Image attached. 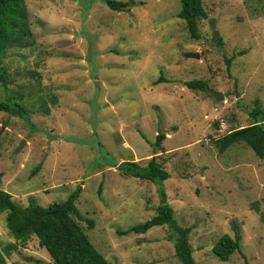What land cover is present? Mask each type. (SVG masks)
Instances as JSON below:
<instances>
[{"label": "rangeland", "instance_id": "374dc122", "mask_svg": "<svg viewBox=\"0 0 264 264\" xmlns=\"http://www.w3.org/2000/svg\"><path fill=\"white\" fill-rule=\"evenodd\" d=\"M106 1L25 0L30 33L0 57V104L24 110L0 111V189L47 208L80 186L84 219H74L110 264H182L168 225L119 234L157 215L160 188L192 229L196 264H264V159L215 144L254 123L256 102L264 110V0H202L198 39L177 17L180 0H117L129 5L121 12ZM161 74L168 82L155 85ZM193 80L224 100L189 89ZM161 124L162 151L152 146ZM153 157L170 173L162 184L118 169ZM234 225L241 252L225 262L212 248ZM15 242L0 214V247ZM17 245L8 264H53L36 235Z\"/></svg>", "mask_w": 264, "mask_h": 264}, {"label": "trees", "instance_id": "16d2710c", "mask_svg": "<svg viewBox=\"0 0 264 264\" xmlns=\"http://www.w3.org/2000/svg\"><path fill=\"white\" fill-rule=\"evenodd\" d=\"M181 10L177 17L186 22L189 33L193 39L199 38L198 22L207 19V13L202 5V0H180ZM106 5L114 11L121 12L128 5L126 2L107 0ZM29 18L25 0H0V57H3L9 48L22 45L29 34ZM222 43V40H220ZM243 53V52H242ZM0 80L4 81L5 69L0 62ZM230 65V60H228ZM168 82L161 74L154 84ZM191 90L208 92L209 85L202 80H193L185 84ZM17 110L22 117L24 110L20 105L1 103L0 111L11 112ZM254 120L252 125L234 129L215 140L219 153L224 154L232 146L244 143L254 153L264 159V110L256 102L255 107L248 111ZM23 118V117H22ZM166 136L160 131L152 145L155 150H163ZM123 176H129L143 181L162 184L170 178V173L165 170L157 157L149 160L147 165L141 166L138 162L124 161L118 166ZM34 175V174H33ZM0 173V186L2 184ZM82 193V187L77 189L63 202L54 203L45 208L32 203L26 208L19 206L13 196L0 189V214H6V226L15 239L0 247V264H8L7 260L13 252L18 250L17 242L26 247L33 235L39 239V245L45 248L53 259V264H110V262L93 246L83 227L74 219V216L84 218L77 209L76 202ZM160 206L157 215L151 220L132 227L127 232L119 234L148 233L152 228L168 225L172 233L169 240L174 243L175 253L182 264H196L193 257V247L190 243L192 229L182 228L175 219L174 209L167 202V194L158 189ZM258 204H254L256 212H260ZM264 223V212L261 213ZM95 222L88 220V228L93 229ZM235 236L223 235L213 246L212 252L222 261H229L235 252H241V234L234 225ZM176 240H175V238Z\"/></svg>", "mask_w": 264, "mask_h": 264}, {"label": "water", "instance_id": "95a60500", "mask_svg": "<svg viewBox=\"0 0 264 264\" xmlns=\"http://www.w3.org/2000/svg\"><path fill=\"white\" fill-rule=\"evenodd\" d=\"M186 57L187 58H200L199 54L197 53H187L186 54ZM208 93H210L212 96H214L217 100H224L225 96L223 95L222 92H217L215 90H212V89H208ZM161 128H160V131L162 132V134L165 133V131L163 130V127H162V124L160 125Z\"/></svg>", "mask_w": 264, "mask_h": 264}]
</instances>
